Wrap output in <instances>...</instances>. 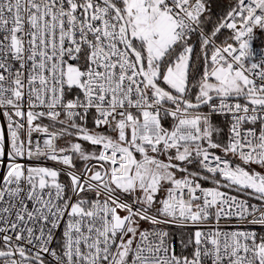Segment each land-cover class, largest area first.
Returning <instances> with one entry per match:
<instances>
[{
  "label": "snow or ice",
  "instance_id": "1",
  "mask_svg": "<svg viewBox=\"0 0 264 264\" xmlns=\"http://www.w3.org/2000/svg\"><path fill=\"white\" fill-rule=\"evenodd\" d=\"M0 121V264H264V0H0Z\"/></svg>",
  "mask_w": 264,
  "mask_h": 264
},
{
  "label": "built area",
  "instance_id": "2",
  "mask_svg": "<svg viewBox=\"0 0 264 264\" xmlns=\"http://www.w3.org/2000/svg\"><path fill=\"white\" fill-rule=\"evenodd\" d=\"M260 43H261V40L258 39V40H256V41H254V46L259 47V46H260ZM0 127H6V126L4 125V123H3V121H0ZM50 163H51V162H49V164H50ZM61 179H64V177H61ZM206 186H210V185H206Z\"/></svg>",
  "mask_w": 264,
  "mask_h": 264
},
{
  "label": "trees",
  "instance_id": "3",
  "mask_svg": "<svg viewBox=\"0 0 264 264\" xmlns=\"http://www.w3.org/2000/svg\"><path fill=\"white\" fill-rule=\"evenodd\" d=\"M218 2H219V0H218ZM223 2H225V3H226V0H223Z\"/></svg>",
  "mask_w": 264,
  "mask_h": 264
}]
</instances>
